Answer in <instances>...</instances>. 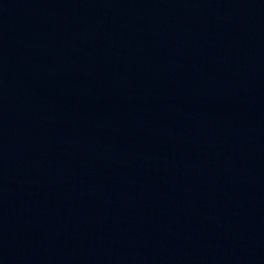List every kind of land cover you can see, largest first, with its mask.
I'll list each match as a JSON object with an SVG mask.
<instances>
[{"label":"water","instance_id":"1","mask_svg":"<svg viewBox=\"0 0 264 264\" xmlns=\"http://www.w3.org/2000/svg\"><path fill=\"white\" fill-rule=\"evenodd\" d=\"M0 264H264V37L196 0H0Z\"/></svg>","mask_w":264,"mask_h":264}]
</instances>
